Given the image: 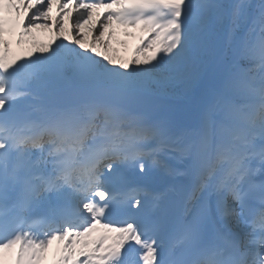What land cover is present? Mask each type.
<instances>
[{"label":"snow or ice","instance_id":"6c2138e0","mask_svg":"<svg viewBox=\"0 0 264 264\" xmlns=\"http://www.w3.org/2000/svg\"><path fill=\"white\" fill-rule=\"evenodd\" d=\"M53 242L54 264H264V0H0V264Z\"/></svg>","mask_w":264,"mask_h":264},{"label":"rangeland","instance_id":"374dc122","mask_svg":"<svg viewBox=\"0 0 264 264\" xmlns=\"http://www.w3.org/2000/svg\"><path fill=\"white\" fill-rule=\"evenodd\" d=\"M66 26L70 27L71 22L69 21ZM125 31H126L125 29L117 28V38L116 40L113 41L112 47L117 50L115 53L117 58L124 62H127L134 59V49L137 45L135 44L137 40L132 41L131 40L132 36H126L124 34ZM127 31L132 32L133 35H135L136 33L138 34V30L128 29ZM37 35L45 43H47L49 40L53 38V35L49 32L38 31ZM58 246H59L58 244L57 245L52 244L49 247V251L46 254H44V258L41 261V264H54ZM12 259H13V254L11 256L5 254V264H13Z\"/></svg>","mask_w":264,"mask_h":264},{"label":"bare ground","instance_id":"6f19581e","mask_svg":"<svg viewBox=\"0 0 264 264\" xmlns=\"http://www.w3.org/2000/svg\"><path fill=\"white\" fill-rule=\"evenodd\" d=\"M56 12H57V8L54 5L53 16L56 15ZM51 34L54 36V32H52ZM176 102H180V100L179 99H176ZM53 244L57 245L58 243L57 242H53Z\"/></svg>","mask_w":264,"mask_h":264}]
</instances>
